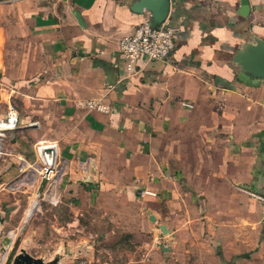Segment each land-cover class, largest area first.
I'll use <instances>...</instances> for the list:
<instances>
[{"label": "crops", "instance_id": "0c3cea01", "mask_svg": "<svg viewBox=\"0 0 264 264\" xmlns=\"http://www.w3.org/2000/svg\"><path fill=\"white\" fill-rule=\"evenodd\" d=\"M134 1L0 0V117L11 104L19 120L0 156V264L37 257L14 244L30 202L20 222L6 184L41 139L57 144L60 210L136 200L138 225L170 238L162 264H264L263 207L249 195L264 196V77L237 58L264 46V0H168L173 51L126 71L117 39L147 15ZM90 99L107 110L76 106Z\"/></svg>", "mask_w": 264, "mask_h": 264}, {"label": "rangeland", "instance_id": "374dc122", "mask_svg": "<svg viewBox=\"0 0 264 264\" xmlns=\"http://www.w3.org/2000/svg\"><path fill=\"white\" fill-rule=\"evenodd\" d=\"M12 194L21 199L20 222L30 202L27 223L22 222L21 226L17 224L14 228V244L22 241L24 250L37 255L44 262L162 264V258L166 261L168 254L160 250L159 245L167 246L170 238L165 233L161 234L156 222L152 223L154 230L138 225L143 219V205L136 200L103 196L87 202L77 211H71L64 207L60 210L55 204L38 198L33 194V189L27 186ZM144 219L145 222L150 221L147 217ZM178 263L181 264L176 259Z\"/></svg>", "mask_w": 264, "mask_h": 264}, {"label": "built area", "instance_id": "2783aa9c", "mask_svg": "<svg viewBox=\"0 0 264 264\" xmlns=\"http://www.w3.org/2000/svg\"><path fill=\"white\" fill-rule=\"evenodd\" d=\"M175 38L176 28L169 24L167 19L154 24L147 12V15L133 27L130 33L117 39L116 49L124 69L131 71L134 69L136 58L140 55L146 56L145 58L151 61L165 60L173 51ZM181 103L186 107H190L187 103ZM76 106L85 108V110H107V106L97 99L77 100ZM35 123L37 122L32 121L27 125H34ZM18 124L17 112L11 104H8L4 114L0 117V156L4 153L3 139L5 134L15 129ZM57 149V144L54 141L46 139L35 141L33 144L35 157L32 160L18 158L16 165L18 175L14 180L8 182L6 187L11 190H20L22 187L27 186L33 189L35 196L54 204L56 202L55 185L61 173ZM41 181H43V184L39 189ZM16 182L20 184L18 185ZM144 192L153 195L152 192ZM249 195L252 199L261 203L264 213V196L254 195L251 192H249ZM9 233L11 232H8V236Z\"/></svg>", "mask_w": 264, "mask_h": 264}, {"label": "water", "instance_id": "95a60500", "mask_svg": "<svg viewBox=\"0 0 264 264\" xmlns=\"http://www.w3.org/2000/svg\"><path fill=\"white\" fill-rule=\"evenodd\" d=\"M168 0H135L131 4V9L135 12L146 11L150 14L152 22L161 23L167 19L168 13ZM237 58L244 62V69L250 73L252 76L264 77V46L259 42L255 49L251 52L250 56H246L244 53L238 54ZM249 60L253 63L249 64ZM43 181L40 183V188L42 187ZM162 233L166 232V229L159 225ZM160 250L166 251L167 248L163 245H159ZM7 264H55V260H50L44 262L38 257H33L29 253H25L23 250H19L16 255L10 257Z\"/></svg>", "mask_w": 264, "mask_h": 264}, {"label": "bare ground", "instance_id": "6f19581e", "mask_svg": "<svg viewBox=\"0 0 264 264\" xmlns=\"http://www.w3.org/2000/svg\"><path fill=\"white\" fill-rule=\"evenodd\" d=\"M16 184H18V185H19L20 183L16 182ZM36 199H37V198L35 197V200H36ZM28 215H29V214H28ZM9 234H10V233H9ZM8 239H10V240H11V239H12V235H9V236H8ZM10 242H11V241H10ZM8 246H9V245H8ZM8 246H7V248H8ZM5 248H6V247H5ZM9 249H10V248H9ZM6 254H7V253H6ZM4 256H5V253L3 252V254H2V256H1V258H0V259H2V260H3V257H4ZM2 260H1V261H2ZM1 261H0V262H1Z\"/></svg>", "mask_w": 264, "mask_h": 264}]
</instances>
